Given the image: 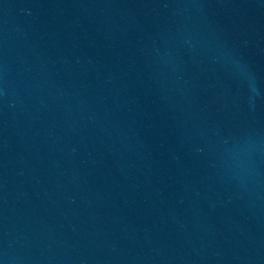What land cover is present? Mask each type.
<instances>
[{
  "label": "water",
  "instance_id": "1",
  "mask_svg": "<svg viewBox=\"0 0 264 264\" xmlns=\"http://www.w3.org/2000/svg\"><path fill=\"white\" fill-rule=\"evenodd\" d=\"M0 264H264V0H0Z\"/></svg>",
  "mask_w": 264,
  "mask_h": 264
},
{
  "label": "clouds",
  "instance_id": "2",
  "mask_svg": "<svg viewBox=\"0 0 264 264\" xmlns=\"http://www.w3.org/2000/svg\"><path fill=\"white\" fill-rule=\"evenodd\" d=\"M259 93H257V95H258Z\"/></svg>",
  "mask_w": 264,
  "mask_h": 264
}]
</instances>
